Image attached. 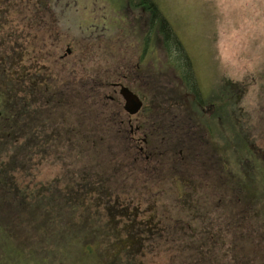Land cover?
<instances>
[{
  "label": "rangeland",
  "instance_id": "1",
  "mask_svg": "<svg viewBox=\"0 0 264 264\" xmlns=\"http://www.w3.org/2000/svg\"><path fill=\"white\" fill-rule=\"evenodd\" d=\"M139 1L0 0V57L22 72L21 79L0 75V86L8 89L0 90V110L13 95L9 90L21 95L20 103H14L15 112L8 107L12 116L16 112L18 116L5 134L0 121L5 150H0V165L18 169L13 172L17 179L34 190L74 188L84 172L88 182L98 178L100 182V174L116 165L118 179L112 176L105 183L108 197L103 201L128 205L137 212V222L159 223L158 233L142 238L134 264H264V234L259 233L264 231V196L260 205H251L241 228L246 231L237 229L231 203L223 194L232 193L214 187L222 173L213 145L220 143L227 153L231 150L213 128L224 127L227 137L231 130L226 122H203L194 111L188 114L193 96L186 98V91L193 92L178 76L187 73L191 64L202 93V115H209L210 103L218 106L223 86L234 84L239 100L233 103L231 98L224 107L231 118L239 115L264 161V0H150L182 44V53L174 48V40H166L154 14L153 44L146 48V21L152 14ZM67 48L70 53L61 59ZM138 58L141 62L134 73L149 72L152 79L148 90L141 92L149 111L137 114L132 125H144L136 138L148 132L149 144L139 140L138 145L155 156L160 153L155 173L140 163L133 149L126 155V139L117 134L112 109L100 106L106 103L100 94L92 95L105 90L97 86L99 82L136 67ZM85 73L86 88L98 87L92 94L66 91L53 97V85L71 87ZM56 98L73 104L60 107ZM120 117L126 122L123 111ZM166 120L177 122L167 127ZM179 150L187 161L179 159ZM139 171L150 175L144 180ZM99 210L104 223L109 214L104 204ZM115 219L125 224L120 215ZM0 221H4L0 264H70L77 253L72 245L65 248L60 241L63 247L59 246L53 235L31 233L27 220ZM123 230L118 227L115 238H123ZM93 261L90 258L87 264Z\"/></svg>",
  "mask_w": 264,
  "mask_h": 264
},
{
  "label": "trees",
  "instance_id": "2",
  "mask_svg": "<svg viewBox=\"0 0 264 264\" xmlns=\"http://www.w3.org/2000/svg\"><path fill=\"white\" fill-rule=\"evenodd\" d=\"M141 1L153 7L156 22L160 23L166 40L172 39L173 42H178L169 25L157 12L156 5H152L150 0ZM8 64L9 62L5 58L0 57L1 78L8 75V77L21 79L22 72L19 71L20 69H12ZM187 66L189 69V63H187ZM191 69L187 73L191 74ZM189 74L186 79V89L193 92L191 105L197 118L203 122H226L228 130H231L230 137H227L224 127L223 130L213 128L214 134L222 138L224 140L223 144L231 150L230 153H227L220 143L212 144L215 153L219 156V168H217L222 173L221 178L218 179L214 187L220 189L221 192H231L233 194L232 196V194L223 193L228 197L226 203H231V217L236 220L235 226L241 231H246V229L241 228L243 224L245 225L249 212L253 210L252 206L260 205L262 202L260 197L264 196V188L258 189V185L262 184L264 186V161L259 152L254 149L255 142L248 138L247 131L244 130L243 124L238 120L239 115L235 114V117L231 118L228 108L224 107L230 103L229 99L231 98L233 103L238 102L240 95L236 92L237 87L234 84L223 86L225 93L218 106L210 103L212 107L209 108V115H202L200 110L202 107V93L194 83L190 82L189 77L191 76ZM0 90L8 91V89H3L2 86H0ZM9 91L13 95L10 97L9 102L6 101L5 105H2L3 109L0 110L1 128H4V134L6 130H9L12 121L18 116L17 112L15 116H12L8 112L10 110L8 107H13L15 112L17 109L14 108L16 107L14 103H20L21 99L19 91L15 89ZM187 92L189 91L187 90ZM18 96L19 98H17ZM234 110L236 113V107H234ZM2 145L4 144L0 143V150L5 151ZM124 152L127 155L129 151ZM15 170L19 172L18 169L7 167L5 163L0 165V220H27L24 222L31 226L28 227L31 233H40L44 236L53 235L57 237V243L61 241L65 244V248H67V245H72L77 253L71 258L70 264H87V262H90V258H93V263L97 264L101 257L104 258L103 264H134V254L138 251L142 238H145L148 233H158L160 230L157 221L153 223L148 222V220L137 222V212L129 210L128 205H114L111 204L109 199L103 201L104 197H108L105 194V190H108L105 183L112 176L118 179L116 174L119 170L116 165L111 167L113 173L110 170V173L107 172L106 175L100 174V182L98 181L99 178L96 182H88L86 172H84L81 174L79 182H77L79 185L75 184L74 188L65 186L63 189L57 187L48 189L47 187L43 188L44 190L41 188L34 190L28 185H23L13 173ZM139 173L144 180L150 175V172L145 176V172L139 171ZM84 177H86V180L83 179ZM180 179V182L184 181L182 178ZM85 181L86 186L84 185ZM101 187H104V190ZM232 197L234 199H231ZM103 204L109 214L108 220L104 223L101 221L102 215L99 210V207H102ZM117 215L125 218V220L123 219L125 224L119 225V221L115 219ZM0 223L3 226L4 221H0ZM229 223L231 222L229 221ZM142 226L144 227L141 228ZM118 227L124 229L125 236L123 238H115ZM260 230H263V228ZM259 233L262 237L264 231L262 233L259 231ZM69 234L73 236L68 237ZM109 234H112V236H109ZM245 234L243 233V235ZM107 235L108 237H106ZM257 236H259L258 233ZM212 237L214 236L212 235ZM61 242L59 246L63 245ZM102 247H105L106 251H103ZM98 248L101 249L102 253L99 252ZM45 256L43 255L42 262L47 261ZM63 258H65V255H63Z\"/></svg>",
  "mask_w": 264,
  "mask_h": 264
},
{
  "label": "flooded vegetation",
  "instance_id": "3",
  "mask_svg": "<svg viewBox=\"0 0 264 264\" xmlns=\"http://www.w3.org/2000/svg\"><path fill=\"white\" fill-rule=\"evenodd\" d=\"M138 4H140V3H138ZM152 5H154V4H152ZM140 6H141V8H144V7H145V9L147 8L145 11H147L149 14L151 12V14H152V16L149 17V19L146 21V27L147 28H146V31H145V36H146V40H147L146 48L148 49V47H150V45L152 47V44H153V41H152V39L150 37V30H151L150 28L152 27L151 24H153V22H154L153 19L155 17V14H154V11H153V7H151L150 4L141 3ZM153 14H154V17H153ZM155 20H156V17H155ZM157 23H159V22H156V24ZM159 26H160V23H159ZM174 43L175 42H173V44ZM181 45H180L179 42H176L175 45H174L175 46L174 48L182 53ZM69 53H70V48H67L65 53L63 55H61L60 58L61 59L64 58L65 57L64 55H67ZM137 61L138 62L136 64V67L132 66L129 69H126V71H124V72L121 71V72L117 73L115 75V77L110 79V80L107 79V80H105L103 82H99L97 84V86L99 88H104L105 90L104 91H100L97 94H94V93L92 94V91H94L98 87L97 88L90 87L89 84H88V87L86 88V73H85L83 75L82 79L78 80L80 82L77 81L75 83V85H73L71 87H64L63 86V87H61L59 89V87H55V85H53V87H52V95H53V97H54V95L58 96V94L60 96V94L66 92V91H68V92L71 91V92H73V94H77V95L83 94V96H86V94H88V95L92 94L94 96L100 94L104 98V100L106 101V103L101 104L100 106L109 107L110 109H112L113 113H112L111 117H114L115 122L119 126V128H118L119 130L117 132V134H121V136H119V137H121L122 140H124V138L126 139V141H125V143L127 144L126 149L129 150V151L131 149H133L135 154L137 153V156L140 157L141 162L144 163L150 171H154L155 172L156 166L159 163L158 160L160 158V153L157 156H155L153 151H147L146 149H144V147H142V145H138V142H140L139 140H141V143L143 145H148L149 144V140H148V136H147L148 132L144 131V135L141 138H136L134 134L139 132L144 127V125H141V124H139V125L136 124L135 126H134V124L132 125V119L135 118L137 114H139L141 111H149V109H147L145 107L144 100L142 98L141 92L144 91L145 89L148 90L149 80L152 79V75L149 72H146L145 74H143V73H134V69L138 68L139 65H140L139 64L141 62L140 58H138ZM185 65L187 66V62L185 63ZM175 68L178 70L177 66ZM190 68H191V66H190ZM120 70H123V69H120ZM188 74L189 73H184V74H181V75H180V73L178 74V76L184 82L185 89L187 88L186 87L187 86L186 79H187ZM189 76H191V77H189V79L191 80L190 82L194 83L195 86H198V81H197L196 77L193 75V73L189 74ZM140 77L142 79H145L143 84L142 83L139 84V82H140L139 80L141 79ZM46 87L48 88V86H46ZM122 88H127L130 92L135 94L140 99L142 104H141V106H140L141 108H140V110L138 112H136L134 114H130L124 109V107H125V99H124V97L121 94V89ZM139 88H141V89H139ZM43 89H44V87H43ZM46 90H48V89H46ZM86 91H87V93H86ZM189 95H193V93L191 94V93L187 92L186 98ZM54 100H56V104L58 106H60V107H71L72 104H73L72 102H70V103H72L71 105H70V103L68 105H65L64 102H61V100H58V98H56ZM186 101H188V100H186ZM191 101L192 100H189L188 102H189V104L191 106L190 108L192 109ZM182 102H184V101H182ZM82 106L85 107L84 109L86 110V103L83 104ZM208 106H209V108L212 107L211 105H208ZM150 107H153V106H150ZM186 108L188 110V114L193 111V109L189 110L188 107H186ZM82 111H83L82 115L85 116L86 115L85 111L84 110H82ZM121 111H123L124 114L127 117L126 122L124 121V119H122L120 117ZM116 117H119V118L116 119ZM163 122H164V124L167 127H170V126H173L177 121L166 120V121H163ZM126 124H128V126H129L128 129H126V127H125ZM73 136H74V134H73ZM77 136H78V133H77ZM161 138L163 139V137H161ZM207 143H211V142L208 141ZM178 153L180 155L182 153V150H179ZM187 157L188 156L186 155L183 158L180 155L179 159L182 160V161L183 160L187 161Z\"/></svg>",
  "mask_w": 264,
  "mask_h": 264
},
{
  "label": "water",
  "instance_id": "4",
  "mask_svg": "<svg viewBox=\"0 0 264 264\" xmlns=\"http://www.w3.org/2000/svg\"><path fill=\"white\" fill-rule=\"evenodd\" d=\"M121 94L125 99L124 109L130 114L138 112L142 104L140 99L135 94L130 92L127 88H122Z\"/></svg>",
  "mask_w": 264,
  "mask_h": 264
}]
</instances>
